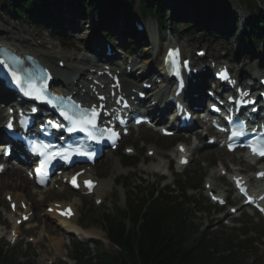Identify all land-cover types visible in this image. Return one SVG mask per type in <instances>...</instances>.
I'll list each match as a JSON object with an SVG mask.
<instances>
[{"label": "rangeland", "instance_id": "374dc122", "mask_svg": "<svg viewBox=\"0 0 264 264\" xmlns=\"http://www.w3.org/2000/svg\"><path fill=\"white\" fill-rule=\"evenodd\" d=\"M231 1L233 3L234 9L233 15L238 19L237 25L235 26V29H233L231 23L232 21H230L229 27L225 29L223 23H220L219 25L212 24L211 28L215 29L216 32H218L212 39H208V36L204 37L203 33L200 32L201 29L198 28H195L193 32H191V29H188L190 31L188 32L186 30L187 26H185V24L186 22H192L193 18L190 17L188 13L186 14L183 10H180V13H178L176 19H173V23H169L168 25H166L163 28L162 32L156 29L154 21L148 19L143 20L142 25L144 31L142 33L144 38L147 40L145 44L148 46V48H146L145 44L140 43L141 45H137L134 49V52L128 50L130 48L129 42L126 39L122 38L123 36L120 34L121 31L119 28L113 31L109 29L108 32H101L98 29L97 25L95 26L96 19L94 18V16H86V18L82 22V27L77 28L78 30L76 33L74 28H71V25H68V17L64 16L63 20L66 21V27L61 35L65 36L66 40H74L82 46H88L90 37L92 36V34H96V43H99L100 41H102V43H104V41H108L117 56H121L122 58L127 57L129 61H136V66L138 67L137 69L142 72L151 65L154 70L158 68L159 63H155L154 58L158 57L162 53V45L169 42L182 45L183 39H191L192 41H195L199 44H208L210 46L211 52L214 53V55L217 57H222L223 55L227 54L228 56H226V58L230 60L234 59L238 61L239 64L244 62L251 63V67L253 69L261 68V65L264 67V57L261 58L262 51L264 50V46H262L263 43L254 41L253 43L250 42L248 44L243 40V37L241 35L243 23L248 18V14L241 7V5L244 4L241 0ZM166 5L171 8L172 0L167 1ZM137 6L138 5L136 3L133 6V12L129 14L130 21H133L132 17L135 15L139 17L140 12ZM169 8H167V15H170L171 12ZM239 10L245 12L246 14L243 19H241ZM4 13L6 14L7 10L2 6V2H0V25L6 27L7 25L11 26L13 32H25L27 35H32L30 37H35V35H33V31H31L27 24H21L13 17H7ZM241 20L242 23L240 22ZM58 29L59 27L56 25L54 27V31L58 33ZM43 37L46 38V33H43ZM92 43L95 42L93 41ZM47 47L49 48L50 46ZM55 49L61 50L57 46H54V50ZM259 58H261L260 61ZM174 143L175 141L171 139L161 140L149 131H140L139 133L133 134L129 139L124 141V145L132 146L135 151L132 160H138L139 162L134 169H121L117 163L118 159L123 158V160H126L127 158L120 157L117 153H112L111 155L103 158L102 161L99 162L98 165H96V167L94 168V172L96 173L99 181L110 182V180L112 179V173L115 172V170H113V165H116L120 170V173L117 174V177L125 179L126 182L129 183V186H131V184H134V182L135 184H138V181L140 180L138 184V186H140L139 190L135 192L129 190V192L131 193L127 195V191V194L125 195V198L127 197V202L130 198L134 199L135 201H139L140 193L143 192V190L151 188L153 189L155 187V184L158 183L157 175L139 172L140 168H143L144 166L158 159L156 155H153V157L149 158L147 156V149L150 148L153 150L155 147H161L164 149L171 148V150L173 151ZM204 152L206 154H210V157L208 155L207 158H202V154H196L194 156L193 163L180 175L175 176L173 179V182L177 181L178 186H183L187 190V195L184 196H186L187 199L195 200L196 204H198L195 208L193 206L188 208V220L193 225H195L199 229V232L203 235H210V233L212 232L219 233L217 242L223 250H227L226 242L234 239L238 234L242 232H249L248 238L255 242L254 250L257 255L253 256L249 253L239 255L236 262L237 264H264L263 224L254 216L240 215L239 219L231 222V226L232 224H234L233 226L235 227L230 228V226H226L227 222L225 220L216 219L219 216L216 209L217 207L210 204L202 195L204 194V183L208 180L210 174H214L217 178L216 181H214L216 192L219 193L226 191L227 188L230 189L227 181L225 179L219 178L217 169H214L218 161H222L224 162V164H228V160L230 159V157L224 154L222 151L210 150ZM168 160L163 161L165 167L168 165ZM143 163L145 165H143ZM229 169H231V171H235L236 167L232 164L229 166ZM126 173L127 175L126 177H124V174ZM144 179L145 181L143 182ZM4 183H6V179L4 177H0V212L1 208L6 209V204L3 199V192L8 189H5V186H3ZM168 183H170V181ZM126 190L127 189H125V191ZM63 193L67 195L66 199L58 198V196L56 195V197L52 198V200H69L73 205L76 206V200L77 198H79V195L72 193H69L68 195L66 191H64ZM99 193L102 195L106 193L103 197L104 201L99 206H97L94 201L95 197L82 199V205L79 208L78 216L75 219L77 228H90L99 233L101 227V215L109 218H119L117 210L119 208L123 209L126 202V199L125 202H122L120 191H118L116 188H113V191L111 189L105 192L99 191ZM20 194H22L26 199L30 198L28 191L25 189L21 190ZM177 194L178 197L182 196V193L180 192H177ZM173 198L175 197L173 196ZM44 208L45 207H42V209L40 210V208L37 209V205L34 206L36 221L34 220V223L32 224L34 228L38 223L43 224L44 226L43 228H41L42 230L35 229V231L33 230L34 232L25 235L28 237L36 238L37 240L33 242L34 244H26L24 241H21L16 246L10 247L7 246L4 241H0V249H2V254H7V256L10 258V260L8 261H10L12 264H46L48 261H52V264H74V262H72L74 254L72 246L75 243L81 245L82 247L88 246V250H90V255L92 256L96 254L99 255L103 252L110 256H115L117 254V249L115 247H112L109 244L105 245L104 242L96 244L98 249L94 248L92 244L87 242L86 236L81 232H76V236L70 237L69 240L64 239L63 234L59 230H57L58 228L54 225V223L51 220L45 219L43 217V214L45 213ZM199 210H201V213L198 212ZM226 212L227 211H225V213ZM222 215H224V213H220V216ZM206 222H208V224ZM46 226L48 228L45 229ZM54 230H56V232L53 233ZM214 235L216 234H213L212 236ZM58 239L63 241V245H57ZM55 247L58 248L55 250ZM58 249L61 250L62 254H67L65 259L62 256H58L59 253H56ZM227 252L228 251L223 252L222 256H226ZM62 259L63 261H61Z\"/></svg>", "mask_w": 264, "mask_h": 264}, {"label": "trees", "instance_id": "16d2710c", "mask_svg": "<svg viewBox=\"0 0 264 264\" xmlns=\"http://www.w3.org/2000/svg\"><path fill=\"white\" fill-rule=\"evenodd\" d=\"M6 4L10 0H4ZM75 0H67L71 4ZM80 7L85 0H77ZM182 2L196 19L213 21L219 18L226 6L225 0H178ZM92 7L107 18H117L118 14L128 4L126 0H93ZM65 3V0H17V4H11L18 14L25 11L39 10L47 12L48 6L57 9ZM99 3L102 5L99 6ZM179 4V3H178ZM9 5V4H8ZM144 14H151L160 21H166L160 7L146 8L141 1ZM182 5H178L182 7ZM101 9V10H100ZM146 203L131 211V226L125 230L123 224H110L109 238L119 249L116 257L101 255L96 264H233L232 258H216L219 252L214 241L203 237L193 238L191 226H186L183 212L179 206H167L159 203H150L144 209ZM112 223V222H110ZM245 247V246H242ZM3 264V263H2ZM87 264H92L89 261Z\"/></svg>", "mask_w": 264, "mask_h": 264}, {"label": "bare ground", "instance_id": "6f19581e", "mask_svg": "<svg viewBox=\"0 0 264 264\" xmlns=\"http://www.w3.org/2000/svg\"><path fill=\"white\" fill-rule=\"evenodd\" d=\"M240 14H241L240 16L242 18L246 16L244 13L240 12ZM6 32H8V31H6ZM0 37L3 40H10L12 43H14L15 44V48L17 49V51H19L18 53L22 54L23 52H25V54L31 55V56L35 57L36 59H38L39 62L41 64H43L46 68L52 70L55 76L58 73H60V69H58L56 65L54 66V63H53V60H54L53 58L54 57L62 56L59 53L53 55V57H52L49 52H44V51L39 50L37 48H34V49L30 48V46L27 43V41H25L24 38L21 35H18L17 37H14V38H11L10 36L4 34V30L2 32V28H1V31H0ZM72 45H73V51L76 52V53L79 52L80 49H79L78 45L74 44V43ZM167 46L168 45H166V44L162 45L163 50ZM94 47H97V46H94ZM62 58L65 59V62H64L65 63V66H64L65 72L74 73L75 75H77L79 77V80H84V77L90 76L89 75V71L97 69L95 61H94L95 59L101 60V58H98L96 55H93L92 58H88L86 56H80V58L77 59L76 56H75V53H73L71 55H68V56H62ZM72 60H74V61L78 60V64H80L82 67H80L78 69H73V67L70 64ZM236 62H238V61H236V60L233 61V63H236ZM132 64H133V66H131V70L134 69L135 61H133ZM244 64L246 65L247 63H244ZM250 67H251V65L247 66V68H250ZM110 69L113 70V71H116V68L114 66H112V65H110ZM99 71H101V69ZM158 71H160V69ZM263 73H264V67L257 68L255 70H253L251 72L252 79L250 77V81L255 80L256 83H257L258 79H264V74ZM147 74H148V71H147V73H144L142 75V77H146ZM235 76L238 79H240V85H241L242 82L244 83V81L248 78L243 73V70H241L240 72H235ZM120 79H121V83H122V86H121L122 93H127L128 90H130V89H136L137 87H140V83L141 82L138 84L136 82V80L131 78V76H127L126 74H122L120 76ZM128 86H131V88L129 89ZM192 90L198 91V88L196 86H195V88H189L188 92L192 91ZM79 94L80 93H76L75 94L77 98H80ZM195 94L198 95L197 99L199 101L207 100L206 99V95L203 94L201 91H198ZM92 101H93L92 99L89 100V102H92ZM1 114H2V110L0 109V122L2 121ZM162 120H163L162 115H158L157 117H155L156 124H160L162 122ZM194 136H196V138L199 139L197 134H194ZM203 146L205 147V145H203ZM154 150H155L154 154H158V155H160L162 157H167V153L163 152V148L155 147ZM147 151H151V149H148ZM206 155H210V154L207 153V154L203 155V157H206ZM234 160H236V159H233V161ZM261 165L264 166V162L261 163ZM244 166L245 167H249L247 164H245ZM140 170H143V169H140ZM143 171L146 172L147 174H151L150 172L152 171V169L149 166V167L145 168ZM93 172H94V169L92 168L89 172L86 173L85 177L93 178L92 176H95V174ZM2 177H4L6 179V183H4L3 186H5V189H8V190L12 191L11 198H12L13 201H15V202L17 201L16 202L17 204L19 203V200L16 198V195L14 194V191H20V190L26 189L27 191L30 192V194L33 193L31 191V188H30V186H31L30 184L31 183H29L25 177H22V173L18 169H11L10 172H7L5 174V176L2 175ZM209 179H213L214 181H216L214 179L213 175H210ZM245 179L247 180L248 183L254 182L252 180V178L249 177V176H246ZM97 189H98V187H96L95 191H97ZM6 194L8 195V193H6ZM31 195H33V194H31ZM52 196H53V192L50 191L49 189H45L43 191V193H40L39 202L40 203L50 202ZM98 198L99 197H97L96 199H98ZM20 201H23V200H20ZM233 201L237 202L238 200H237L236 197H233ZM79 202L81 203V200H79ZM33 206H35V204H33ZM241 208L242 207L240 206L238 212L242 210ZM76 211H78V210H76V208H75V210H74L75 216H76ZM75 216L72 219H70L69 221H62V220L59 221L58 220V224L61 226L60 228L64 231V233H68V232L71 233L73 230H75V222H74ZM53 233H54V231H53ZM66 239H68V238H66ZM62 242L63 241L58 239L57 240V245H63ZM56 248H58V247H55V250H56Z\"/></svg>", "mask_w": 264, "mask_h": 264}, {"label": "snow or ice", "instance_id": "6c2138e0", "mask_svg": "<svg viewBox=\"0 0 264 264\" xmlns=\"http://www.w3.org/2000/svg\"><path fill=\"white\" fill-rule=\"evenodd\" d=\"M0 63H2V61H0ZM225 79L227 78V73L225 72V73H222L221 74ZM15 79H16V82L17 83H20V79H19V77H15ZM38 99L40 98V97H37ZM100 99H104V97H100ZM87 111L88 110H85V113H84V115H86L87 114ZM91 112H92V118L91 119H88V120H74L71 116H67L66 114H65V118L66 119H69V120H71L72 121V123H73V125H74V127L73 128H69V131H73V130H75V128L76 127H79L80 128V130H85V127L84 126H87V127H95V116H96V106H93V108L91 109ZM63 114V113H62ZM8 128L9 129H11L12 128V122L11 121H9V123H8ZM238 133H236V132H233L232 133V136L234 137V136H236ZM253 151L254 152H256L257 151V149H253ZM259 154L260 155H262V156H264V150H260L259 151ZM53 158H55V157H53Z\"/></svg>", "mask_w": 264, "mask_h": 264}]
</instances>
